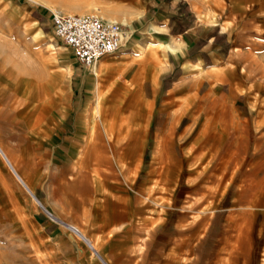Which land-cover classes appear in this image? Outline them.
<instances>
[{
	"label": "crops",
	"instance_id": "obj_1",
	"mask_svg": "<svg viewBox=\"0 0 264 264\" xmlns=\"http://www.w3.org/2000/svg\"><path fill=\"white\" fill-rule=\"evenodd\" d=\"M6 1L36 22L38 44V11ZM80 1L124 24L122 47L93 76L55 42L66 51L52 45L55 96L33 95L47 107L18 115L0 99L14 171L32 196L76 198L69 215L84 217L96 252L54 227L44 244L60 264H198L206 225L223 249L214 263L264 264V50L242 30L247 15L259 28L264 16L241 0Z\"/></svg>",
	"mask_w": 264,
	"mask_h": 264
},
{
	"label": "rangeland",
	"instance_id": "obj_2",
	"mask_svg": "<svg viewBox=\"0 0 264 264\" xmlns=\"http://www.w3.org/2000/svg\"><path fill=\"white\" fill-rule=\"evenodd\" d=\"M215 1L218 9H221L226 2V0ZM241 1L247 8L251 6L255 9L256 7L264 16V0ZM80 2V0H48L51 7L49 9L28 0H16L17 5H28L27 12L32 9V11H38L40 15L38 26L43 32V37L38 44H35L40 37L36 22L25 19L19 10L11 7V3L0 0V99L11 96L9 101L17 107L18 115H28L36 109L47 107L48 104L43 106L34 102L33 95H38L34 92L38 86L42 85L46 88L45 84L50 79L53 83L47 89L48 95L55 96L56 81L52 76H48L56 72L58 64L57 57L52 52V45L56 50L55 41L49 35V11L65 13L62 9V5L65 4L84 8L82 12L75 13L76 15L98 13L105 19L99 9L88 5L81 6ZM245 20L242 30L247 37L246 46H256L264 50V27L259 28L257 23L254 24L250 15H247ZM59 52L66 51L56 50V53ZM252 56L249 55L250 60ZM261 74L264 76V71ZM104 93L105 91L102 90L96 92L97 100L101 98H98L99 95L106 94ZM14 170L16 171V167L12 152H7L5 147H0V264H60L53 256L51 249L44 244L46 237L42 232H50L54 227L75 239L81 238L70 226L82 230L84 217L69 215L72 211H76L74 208L78 201L76 198L73 202L69 201L67 192L63 198L61 191H50L48 196L46 192L35 193L32 196L20 182L21 180L30 185L25 175L16 173ZM29 187L31 190V185ZM190 200L188 195L186 201ZM63 212H65L64 215ZM47 223L50 226L46 227ZM206 227V225L202 226L199 233L203 240L199 241L198 264H228L214 263L211 259L213 255H222L223 249L220 241L212 239V236H217L219 232L212 231L213 235L211 233L207 235ZM82 232L84 233L83 230ZM91 240L95 245V240L93 238ZM140 250V247L134 249L136 253ZM229 251L224 252L227 255Z\"/></svg>",
	"mask_w": 264,
	"mask_h": 264
},
{
	"label": "built area",
	"instance_id": "obj_3",
	"mask_svg": "<svg viewBox=\"0 0 264 264\" xmlns=\"http://www.w3.org/2000/svg\"><path fill=\"white\" fill-rule=\"evenodd\" d=\"M52 39L68 50L81 71H89L103 57L117 52L125 37L124 24L102 18L98 13L83 15L49 11ZM119 84L125 80L118 76Z\"/></svg>",
	"mask_w": 264,
	"mask_h": 264
},
{
	"label": "bare ground",
	"instance_id": "obj_4",
	"mask_svg": "<svg viewBox=\"0 0 264 264\" xmlns=\"http://www.w3.org/2000/svg\"><path fill=\"white\" fill-rule=\"evenodd\" d=\"M28 1H30V2H32V3H35V4H38V5H41V6H44V7H47V8H51L50 7V4L48 3V0H28ZM65 6V5H64ZM74 7V6H73ZM64 8H66V7H64ZM75 9V8H74ZM51 11H53V10H51ZM64 11H65V13L66 14H71L70 13V11H69V9H64ZM125 23V22H124ZM43 68L45 69L46 67H45V65H43ZM38 91V92H37ZM37 93H38V95L40 96V95H48V91H47V89L45 88V87H43L42 85H40L39 87H38V89H37ZM42 105V104H41ZM20 182H21V184L29 191V192H31V190H30V185H28L26 182H24V181H21L20 180ZM31 194V193H30ZM70 227H72L74 230H75V233L79 236V237H81L82 239H84L85 240V242L89 245V247L91 248V250L93 251V252H96L95 250H96V248H95V246L90 242V241H88L86 238H85V236H84V233L82 232V230L80 229V228H78V227H75V226H70Z\"/></svg>",
	"mask_w": 264,
	"mask_h": 264
}]
</instances>
